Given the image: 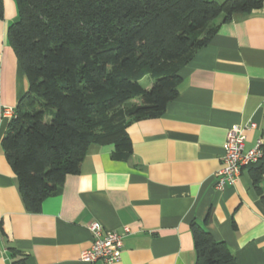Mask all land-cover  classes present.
<instances>
[{
    "label": "crops",
    "instance_id": "crops-1",
    "mask_svg": "<svg viewBox=\"0 0 264 264\" xmlns=\"http://www.w3.org/2000/svg\"><path fill=\"white\" fill-rule=\"evenodd\" d=\"M2 4L0 264L19 258L24 264H194L193 221L224 242L236 264H264V202L251 173L261 162L242 169L233 185L214 187L231 125H255L245 131V149L258 139L264 144V0L215 21V33L179 69L175 100L160 117L126 127L132 147L126 160L112 157V144L91 143L79 172L66 175L35 212L23 202L1 143L9 121L2 108H14L28 86L7 39L16 3ZM258 186L264 193V171ZM93 221L105 231L127 229L118 261L80 260L92 244Z\"/></svg>",
    "mask_w": 264,
    "mask_h": 264
},
{
    "label": "trees",
    "instance_id": "trees-1",
    "mask_svg": "<svg viewBox=\"0 0 264 264\" xmlns=\"http://www.w3.org/2000/svg\"><path fill=\"white\" fill-rule=\"evenodd\" d=\"M263 0H15L7 39L27 79L2 147L29 211L79 172L91 143L132 147L126 127L160 117L178 95L179 69L216 31L215 21ZM0 0V18L3 15ZM153 81L141 85L143 76ZM139 98V101L132 100ZM264 153V144L261 147ZM252 170L257 194L264 171ZM194 264H236L226 244L193 221ZM12 264H24V258Z\"/></svg>",
    "mask_w": 264,
    "mask_h": 264
},
{
    "label": "built area",
    "instance_id": "built-area-1",
    "mask_svg": "<svg viewBox=\"0 0 264 264\" xmlns=\"http://www.w3.org/2000/svg\"><path fill=\"white\" fill-rule=\"evenodd\" d=\"M1 114L4 120H11L14 109L3 107ZM253 127H255L253 123L244 126L234 124L227 129L220 159L221 167L214 174L215 189L222 190L226 186L233 185L242 169L262 160L264 153L261 148L263 145L261 139H258L252 148H244L245 131ZM87 228L92 236V244L80 253V260L87 263L118 261L121 256L122 237L127 229H124L123 232L105 231L102 225L96 221L91 222Z\"/></svg>",
    "mask_w": 264,
    "mask_h": 264
},
{
    "label": "rangeland",
    "instance_id": "rangeland-1",
    "mask_svg": "<svg viewBox=\"0 0 264 264\" xmlns=\"http://www.w3.org/2000/svg\"><path fill=\"white\" fill-rule=\"evenodd\" d=\"M215 1H217V0H215ZM149 80H151V83H152L153 79H152L150 76H148V74H147V75L141 80V85H142L144 88H148L147 86H150V85H148V84H149ZM135 100H136V102H137V101H139V98H136Z\"/></svg>",
    "mask_w": 264,
    "mask_h": 264
}]
</instances>
